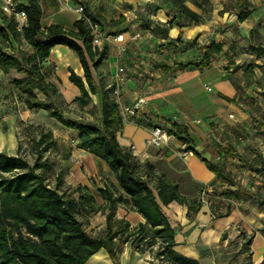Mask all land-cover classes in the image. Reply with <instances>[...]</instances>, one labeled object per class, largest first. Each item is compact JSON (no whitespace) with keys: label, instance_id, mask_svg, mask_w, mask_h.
<instances>
[{"label":"crops","instance_id":"obj_1","mask_svg":"<svg viewBox=\"0 0 264 264\" xmlns=\"http://www.w3.org/2000/svg\"><path fill=\"white\" fill-rule=\"evenodd\" d=\"M37 1L41 7L42 28L55 23L71 27L80 17L75 10L78 6L99 14L101 23L122 17L121 22L105 27L114 34L103 38V45L108 46L105 60L109 64L112 82L118 67H123L127 75L116 99L119 107L132 105L139 98L143 102L134 116L122 115L123 126L117 139L125 148L134 146L139 162L150 164L152 174H163L177 184L185 197H199V191L203 189L208 193L220 191V198L227 201L222 214H216L213 208L203 203L191 216L187 215V205L176 202H171L163 210L174 227L176 251L198 260L199 264H224L215 263L214 251L218 253L219 250L215 249L226 242L227 229L243 227L248 230L253 222L261 225L264 220V203L258 198L242 192L223 193L243 188L257 191L264 197V171H252L246 164L260 166L258 156L264 158V69L256 65L245 69L252 62L242 58V55L254 58L257 65L264 63L253 55L252 50L246 51L248 48L244 47L252 41L255 46H264V9L252 6L253 2L246 0L250 13L243 21L237 20L235 3L234 11H225L221 16L205 20L203 12L197 9L199 5L195 7L190 0H104L101 8H97L95 0H70L67 5L63 0ZM257 2L264 4V0ZM138 31L141 38H133ZM192 32L194 42L189 41ZM118 35L121 41L117 40ZM210 42L223 43V50L210 58L208 66L197 67L203 47ZM72 55L70 49L58 45L51 50L42 70L47 80L54 82L58 78L65 89L71 90L69 96L74 99L79 91L68 79L69 69L79 75L83 70L77 56ZM174 62L189 64L182 68L174 66L169 71L163 69V64L172 66ZM0 73L3 72L0 70ZM173 123L186 127L192 140L186 148H190L193 155H184L180 148L182 142L174 136L160 146L146 145L153 126L167 128ZM34 125L51 130L57 146H76L78 131L65 127L56 129L53 123L41 120L34 121ZM69 134L71 138H68ZM7 139L10 142L5 136V141ZM5 141H0L2 147ZM10 144L12 152L6 153L15 155L18 153L17 139L14 137ZM0 151L3 150L0 148ZM67 151L70 152L68 158L60 159L65 170V185L73 190L77 186L87 187L96 197V190L88 180L90 177L101 179L98 187L104 188V183L118 186L114 173L104 160L84 149L74 151L67 148ZM204 160L223 163L233 184L217 177ZM115 216L127 220L131 226L144 222L138 212L122 205L117 207ZM224 232L226 236L222 237ZM249 251L252 264L264 259V237L260 233L249 239ZM155 261L149 251H133L127 244L118 254V264H157ZM84 264L113 262L108 253L100 249Z\"/></svg>","mask_w":264,"mask_h":264},{"label":"trees","instance_id":"obj_2","mask_svg":"<svg viewBox=\"0 0 264 264\" xmlns=\"http://www.w3.org/2000/svg\"><path fill=\"white\" fill-rule=\"evenodd\" d=\"M13 1L16 10L25 12L26 23L18 30L14 13L7 14L0 6V70L20 75L12 79V84L24 95L28 109L44 110L62 127L78 131L76 147L104 160L114 173L118 186L110 183L97 188V196L104 203L101 207L107 209L105 228L101 234L91 235L80 216L87 217L95 212L96 196L82 186L74 189L77 196L69 193L62 186V173L54 174L50 179L48 173L55 162L44 153L58 151L52 132L42 125H26L24 134L28 136L34 154L33 163L20 152L12 155L0 151V264H84L100 249L116 260L123 244L130 245L133 251H149L159 264H199L198 260L175 250L174 227L163 210L171 202H176L187 205V215L191 216L202 204L199 197L187 198L180 193L177 184L163 174H152L151 165L141 164L117 139L123 117L119 104L111 97L113 83L107 85L100 71L108 46L99 48L93 44L87 21L100 25L101 16L83 7V14L71 27L55 23L42 28L41 7L37 0ZM235 7L237 20L246 19L250 13L247 1L236 0ZM121 21L122 17H119L108 23L114 25ZM58 45L73 51L83 70L79 75L69 69L68 79L79 91L72 100L62 90L61 81L58 78L54 82L47 80L42 70L51 50ZM250 49L259 54L258 46ZM222 50L221 42L205 45L196 66H208L210 58ZM188 64L174 62L172 66L163 64L162 67L169 71L174 66L182 68ZM254 65L264 69V63L249 64L245 69ZM92 96L96 97L99 107L97 119L65 116L62 104L76 102L82 108L92 102ZM166 132L186 146L192 143L183 125L173 123ZM69 154L66 150L63 159ZM258 157L260 166L245 162L252 171H264V158ZM204 162L217 177L233 184L223 163ZM239 192L264 203V197L257 191L241 188L223 193ZM119 205L138 212L144 222L131 226L127 220L117 218L115 213ZM225 236L224 232L222 237ZM245 264L252 262L247 260Z\"/></svg>","mask_w":264,"mask_h":264},{"label":"rangeland","instance_id":"obj_3","mask_svg":"<svg viewBox=\"0 0 264 264\" xmlns=\"http://www.w3.org/2000/svg\"><path fill=\"white\" fill-rule=\"evenodd\" d=\"M3 0H0V6H2ZM193 2L195 7L197 5V9L201 10L203 12L204 19H211L213 16L218 17V15H222L225 11H234V3L235 0H190ZM253 2L252 6H255L259 9H264V4H259L257 0H251ZM95 5L97 8H101V5H103L105 2L104 0H95ZM251 4V3H250ZM109 25V23H101L100 24V33L95 36L96 44H99V46H102L103 38L105 39L106 36H113L114 34L109 33L105 27ZM189 37V41L194 42L195 37L192 35ZM255 41H252L251 44L245 45V48L247 50H251L250 48L252 46H255ZM262 45H264V40H262ZM25 48V47H24ZM259 48V54L257 55V52L253 51V55H256L261 59V61H264V51H261L264 49V46H260L258 44ZM72 52V56H76V54ZM67 55V54H66ZM231 57V56H230ZM243 59H246L247 61H251L252 64L254 63L253 59L248 58L247 56L242 55ZM229 59V58H228ZM80 70V67L78 68V72ZM100 71L102 74V80L107 84H112V75L109 71V64L108 61L105 60L103 64L100 66ZM20 75L15 73L14 71H10L8 73H0V141H5V136L10 139H7L4 142V147L0 144L1 150L5 152H12L11 149V140L14 139V137L17 139L18 143V149L17 151L21 153L30 163H33L34 161V154L31 153V145L28 140V136L24 134V129L26 128V125H34V121L41 120L42 122H46L48 124H54V127L56 129L63 130L62 126L56 122L52 121V117L47 114L46 111L43 110H37V109H28L25 106L24 103V95L21 94L12 84V79L17 78ZM62 90L65 92V94L70 98L69 94H71V90L65 89L63 84L61 83ZM92 102L87 104L84 107H80L76 102H71L70 104H62V109L64 110V114L66 117H73V118H81L84 120H95L99 117V107L97 104V99L95 96H92ZM71 99V98H70ZM118 99V98H116ZM115 99V100H116ZM72 100V99H71ZM135 115V114H134ZM133 115V116H134ZM54 120V119H53ZM158 126V125H157ZM154 127V126H153ZM160 127V126H158ZM170 127V126H169ZM161 129L165 130L168 128L160 127ZM68 138H71V134L68 135ZM69 148L70 150L77 151L78 147H70L69 145H59L57 152H50L49 154L45 152V156H48L51 160H54L55 164L53 166V169L51 172L48 173V176L50 179H52L54 174L57 173H65V170H63L62 162H60V159L62 157V154ZM181 151L183 150L182 144H180ZM80 149V148H79ZM59 154L57 157L56 155ZM63 178V175H62ZM89 183L93 190H97L98 182H101V179L95 180L93 177H90ZM63 181V180H62ZM152 181L153 178H152ZM264 181V180H262ZM110 184V183H108ZM65 190H67L69 193H72L74 196H77L74 190L69 187V185H62ZM106 187L107 185L104 183L103 185ZM203 190L199 191V199L203 204L208 205L209 207L213 208L216 214H222L225 212L224 206L227 204L226 199L220 198V191L219 190H213L209 193L205 192L204 195H202ZM97 198V203L95 204V212H92L88 214V216L83 217L80 216V219L82 220L84 226L86 227L87 231L93 235H99L103 232L105 225H104V217L105 213L107 212V209L101 207L103 206V202H101L100 197ZM169 213V212H168ZM227 240L222 244L219 249L218 253L214 251L215 253V263L217 261L223 262L224 264H243L247 260L252 261V253L249 251V243L245 244V242L251 238L255 233H260L262 237H264V220L261 221V225L259 222L256 224L253 222V225L248 228V230H245L243 227H235L234 229H227ZM218 241V245H219ZM241 242V244L239 243ZM125 244H123L124 246ZM128 245V244H127ZM122 246V248H123ZM122 250V249H121ZM120 253V252H119ZM110 257V256H109ZM111 258V257H110ZM220 259V260H218ZM113 264H118V259L111 258ZM157 264H159L158 261H155ZM254 262V261H253ZM264 262V259L260 258L259 260H255L253 264H261ZM205 263H207V260H205Z\"/></svg>","mask_w":264,"mask_h":264},{"label":"built area","instance_id":"obj_4","mask_svg":"<svg viewBox=\"0 0 264 264\" xmlns=\"http://www.w3.org/2000/svg\"><path fill=\"white\" fill-rule=\"evenodd\" d=\"M70 0H63V4L67 5L68 2ZM2 9L4 12H6L7 14H11L14 13L16 21H17V29L21 30L22 26L25 25L26 23V15L25 12L23 10H16V5L15 2L13 0H4L3 4H2ZM76 12L81 16L83 14V6H78L76 9ZM88 24L89 27L91 29V33L93 35V44L97 46L96 44V40H95V36L97 34L100 33V25L98 23H93L89 20ZM117 40L121 41L122 38L120 35L116 36ZM133 38H141V33L138 31L133 35ZM124 48H121V50H123ZM127 81V75L125 72V69L123 67H118L114 76H113V90L111 92V97L115 100L116 98L119 97L120 95V90L122 85H124ZM208 90H211L210 87H207ZM143 102V100L141 98L137 99L135 103H133L132 105H125V106H120V110L122 115L126 114V115H130L133 116L134 114H136L137 109L139 108V105ZM150 135L149 137L146 139V145L148 146H160L162 144H166L173 136L168 134L165 130L161 129L158 126H154L152 127L150 130ZM182 148H183V153L184 155H193L194 152L191 149H187L186 148V144L182 143ZM130 151L132 153L133 156H135L136 158L138 157L136 148L134 146H131ZM207 192L208 190H204L202 191V195H204V193ZM261 264H264V262H262Z\"/></svg>","mask_w":264,"mask_h":264}]
</instances>
